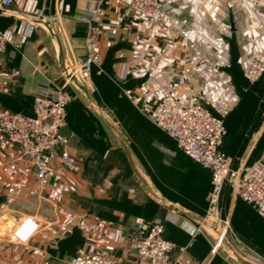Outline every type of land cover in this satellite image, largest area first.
I'll return each mask as SVG.
<instances>
[{
	"label": "crops",
	"instance_id": "1",
	"mask_svg": "<svg viewBox=\"0 0 264 264\" xmlns=\"http://www.w3.org/2000/svg\"><path fill=\"white\" fill-rule=\"evenodd\" d=\"M92 1L14 0L0 13L2 31L33 26L20 54L12 56L9 49L0 64V111L31 115L38 89L59 85L66 66L84 59L88 24L83 16L94 7ZM162 1L172 21L140 18L131 0H106L99 7L95 26L101 62L69 107L53 178L38 180L19 148L0 133V264H70L77 255L94 253L109 254L116 264H160L143 261L129 249L137 219L163 220L164 236L178 246L170 264H221L212 256L218 231L207 223L205 209L194 208L192 200L184 204L156 194L150 200V183L134 168L112 112L127 101L139 114L138 106L154 104L170 90L196 95L210 109L231 103L234 94L252 92L263 102L264 74L247 93L243 90L249 87L245 61L254 56L264 63V0ZM35 9L56 17L53 32L27 15ZM184 20L187 24L182 25ZM256 125L239 166L264 164V111ZM255 151L256 161L248 163ZM113 153L126 157L139 185L126 174V162L120 167L113 163ZM184 157L204 170V193L209 194L210 172ZM185 164L188 168L183 166L181 172L196 176L197 169ZM230 202L231 233L238 238L245 230L251 239L246 247L264 255V220L233 197ZM224 207L225 201L222 212ZM24 216L36 218L40 230L28 244L17 245L10 234ZM199 225L204 232L195 236L186 228Z\"/></svg>",
	"mask_w": 264,
	"mask_h": 264
},
{
	"label": "built area",
	"instance_id": "2",
	"mask_svg": "<svg viewBox=\"0 0 264 264\" xmlns=\"http://www.w3.org/2000/svg\"><path fill=\"white\" fill-rule=\"evenodd\" d=\"M106 0H93L83 18L88 24L85 37V57L79 63L67 65L62 75V86L47 84L38 89L33 102L31 115L0 111V133L8 143L20 150L21 158L28 161L36 170L38 180L53 178L59 160V147L65 142L61 131L67 126L69 107L73 101L71 88H80L90 80L92 69L101 62L98 49V31L95 26L99 7ZM14 0L0 1V13L11 6ZM133 11L142 19L161 23L172 21L170 9L162 0H131ZM27 15L45 29L53 32L52 23L56 17H47L42 9H35ZM45 19H48L44 23ZM183 24H187L184 20ZM43 26V27H44ZM32 24H27L15 32L0 29V64L10 49L12 56L20 54L23 44L32 34ZM104 36H110L107 32ZM264 41V37H262ZM244 74L249 87L256 85L264 74V63L256 57L245 61ZM60 82V83H61ZM240 95L234 94L231 103L207 108L196 95L180 96L177 91H168L154 104L138 106L140 113L157 129L171 139L179 153L192 162L208 170L211 175V190L208 195L207 214L220 220L218 208L219 194L230 171V158L223 150L227 134V106L237 103ZM227 191L236 201H240L256 211L264 220V164L261 161L237 165L231 172ZM137 233L130 245L136 256L146 262L170 264L171 255L178 246L165 236L163 220L137 219ZM192 235L204 232L203 225L186 226ZM218 231V228H216ZM40 230L39 221L32 216L19 219L11 231V241L26 245ZM228 233L224 228L218 231L216 248ZM183 250V249H182ZM216 250V249H215ZM176 262H179L177 260ZM70 264H116L115 260L101 253L77 255Z\"/></svg>",
	"mask_w": 264,
	"mask_h": 264
},
{
	"label": "rangeland",
	"instance_id": "3",
	"mask_svg": "<svg viewBox=\"0 0 264 264\" xmlns=\"http://www.w3.org/2000/svg\"><path fill=\"white\" fill-rule=\"evenodd\" d=\"M77 91L78 88H74L72 93L73 101L75 100ZM226 106L229 113L226 118L227 134L224 139V152L230 158L232 163L239 148L245 141L242 154L237 163L239 165L240 161L245 159L244 157L248 148L254 139L256 133L254 130L258 126L256 125L258 116L260 112L264 111V101L261 102L252 92H250L243 97H240L238 103H235L230 107L228 105ZM137 113L138 112L135 108H133V106L127 101L122 102L118 104L115 111L112 112L114 116L113 125L119 129L123 143L127 145L132 153L134 168H138L137 171L139 173L142 171L150 183V200L154 194H156L161 200L164 198H172L184 204H188V202L192 200L195 202L194 208L200 210L205 209L206 218L209 221L207 223L218 228V231H222L224 228L228 229L225 240L222 241L223 243L221 242L216 248V240L211 248L212 256L216 258L215 260L218 261V263L264 264V255L246 247L245 244L251 243L248 232L243 230V235L238 238L235 237V234L231 233L232 225L229 213L230 200H232L231 192L227 191L226 193L224 200L225 207L223 212H220V220H217L215 216L208 215L207 208L209 194H206V192L204 193L207 176L204 170L197 165L195 166L187 158L178 153L171 141L152 126L147 118L142 117L140 113ZM111 155L113 157V163L117 167H120L121 165L124 166V163L126 162L124 167L126 174L133 178L134 183L136 182L139 185V182L135 179L136 177L134 173H132L129 168L126 157L123 156V158L121 153H119V156L114 153ZM258 155V151H255L254 153L250 152V160H248V163L256 161L255 158H257ZM115 156L117 157V160L114 159ZM184 162L189 165L191 164V166L197 169L194 172L196 176H191L185 173L183 174L181 172L180 168H183V166L188 168L187 164ZM113 170V167H110L109 173L112 174L111 172H113ZM126 186L128 187L129 185L127 184ZM204 194H206V196ZM237 203H239V201H237ZM215 237L218 238L219 236L217 235ZM129 246L131 252L135 254L131 245ZM103 255L113 258V256L109 254Z\"/></svg>",
	"mask_w": 264,
	"mask_h": 264
},
{
	"label": "water",
	"instance_id": "4",
	"mask_svg": "<svg viewBox=\"0 0 264 264\" xmlns=\"http://www.w3.org/2000/svg\"><path fill=\"white\" fill-rule=\"evenodd\" d=\"M59 86H62V82L59 84ZM244 145H245V141L243 142V144L241 145V147L239 148L236 156L234 157L232 163H231V167H230V171L229 173L227 174L225 180H224V183L222 185V188H221V191H220V194H219V202H218V208L221 210L222 209V205H223V201H224V198H225V195L227 193V184H228V180L231 176V172L236 168L237 166V163L240 159V156L242 154V151H243V148H244Z\"/></svg>",
	"mask_w": 264,
	"mask_h": 264
},
{
	"label": "trees",
	"instance_id": "5",
	"mask_svg": "<svg viewBox=\"0 0 264 264\" xmlns=\"http://www.w3.org/2000/svg\"><path fill=\"white\" fill-rule=\"evenodd\" d=\"M71 91H72V93H73V91H74V88H71ZM224 147V146H223ZM223 150H224V148H223Z\"/></svg>",
	"mask_w": 264,
	"mask_h": 264
}]
</instances>
